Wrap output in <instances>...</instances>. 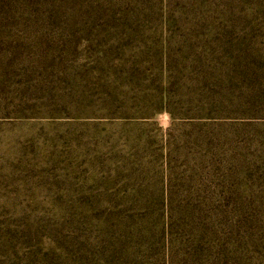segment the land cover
Masks as SVG:
<instances>
[{
  "label": "rangeland",
  "instance_id": "obj_1",
  "mask_svg": "<svg viewBox=\"0 0 264 264\" xmlns=\"http://www.w3.org/2000/svg\"><path fill=\"white\" fill-rule=\"evenodd\" d=\"M0 264H264V0H0Z\"/></svg>",
  "mask_w": 264,
  "mask_h": 264
}]
</instances>
